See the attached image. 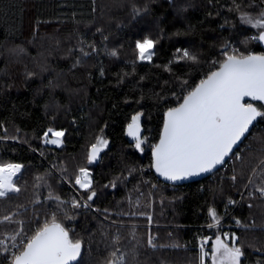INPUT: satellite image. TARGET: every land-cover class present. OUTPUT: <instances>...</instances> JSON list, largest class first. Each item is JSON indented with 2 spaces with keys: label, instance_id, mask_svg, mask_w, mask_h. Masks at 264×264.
<instances>
[{
  "label": "trees",
  "instance_id": "obj_1",
  "mask_svg": "<svg viewBox=\"0 0 264 264\" xmlns=\"http://www.w3.org/2000/svg\"><path fill=\"white\" fill-rule=\"evenodd\" d=\"M261 11L264 0H0V164L22 165L14 177L21 191L0 206V219L13 217L0 223V241L20 232V221L31 236L55 215L82 242L74 264H105L116 249L124 264H201L203 240L212 250L228 230L241 264H264V197L255 191L264 181V117L234 149L240 160L230 154L184 184L157 178L149 148L164 112L219 67L225 46L237 56L264 53L251 37L262 29L241 19ZM144 38L155 42L151 61L138 59ZM136 113L142 150L127 133ZM49 129L65 133L60 145L45 143ZM98 138L108 144L90 163ZM80 168L90 169V189L76 187ZM209 209L219 218L213 227ZM150 234L163 247H149Z\"/></svg>",
  "mask_w": 264,
  "mask_h": 264
},
{
  "label": "snow or ice",
  "instance_id": "obj_2",
  "mask_svg": "<svg viewBox=\"0 0 264 264\" xmlns=\"http://www.w3.org/2000/svg\"><path fill=\"white\" fill-rule=\"evenodd\" d=\"M241 19L255 28L262 29L259 35L252 39L264 42V11H261L257 17L245 12ZM154 47L155 42L150 38L137 40L135 48L138 59L151 61ZM222 51L225 58L219 68L211 71L205 79H201L199 84L183 97L182 103L177 107L169 108L164 113L159 142L152 146V167L169 181L184 180L208 173L218 165H222L230 154H234L235 159L240 160L241 155L234 153V145L241 141L257 117H264V111L258 110L251 102H244L246 97L251 98L252 101H264V54L237 56L228 54L227 46ZM112 54L115 55L114 52ZM84 55L87 56L88 53ZM183 58L196 59L188 51H184ZM140 119V113L131 117V123L127 125V133L136 139L135 147L142 150ZM49 133L53 137L51 140L47 139ZM64 135L63 131L49 129L44 133L45 143L59 145ZM260 143L261 151L264 152V139H261ZM107 144V140L98 138V143L91 146L88 161L90 163L95 161L101 149ZM258 163L261 170H264V159ZM21 169L22 165L19 163L0 164V206L10 194L21 191L14 181V177ZM256 171L254 168L253 172ZM79 172L80 175L76 177L75 183L82 189H90L88 169L80 168ZM232 179L235 180L236 177L233 176ZM252 184L253 180L250 176L249 185L246 187ZM255 191L264 197V181L256 186ZM95 195L96 193L92 192L87 200L91 201ZM233 203L235 201L229 200V204ZM72 206L78 208L80 203L73 201ZM209 215L215 223H219L215 209H209ZM148 219L151 223L150 216ZM12 220L11 215L5 214L0 219V223ZM19 223L20 232H23L24 222ZM36 223L39 224V221ZM236 223L239 225L241 222L237 219ZM250 226L256 227L254 223ZM209 227L213 225L210 224ZM17 235L12 236L14 241ZM223 235L224 239L217 236L213 243V264H241L244 251L241 246H237V237L234 233L231 235L232 244L229 246L226 242L229 234ZM114 242H119V234L114 237ZM147 245L152 248L163 247L155 243V237L151 234L147 237ZM0 247L3 248L0 258L8 260V264H70L81 255L82 242L79 239L73 241L69 231L57 222L53 215L51 222L46 221L35 229L34 234L23 238L22 251L17 252L15 244L9 246L3 241H0ZM206 255L202 247L201 264ZM124 261V253L116 249L106 258L105 264H124Z\"/></svg>",
  "mask_w": 264,
  "mask_h": 264
},
{
  "label": "rangeland",
  "instance_id": "obj_3",
  "mask_svg": "<svg viewBox=\"0 0 264 264\" xmlns=\"http://www.w3.org/2000/svg\"><path fill=\"white\" fill-rule=\"evenodd\" d=\"M251 37H254V35L251 34ZM52 131H58V130H54V129H52ZM47 139H49V140L53 139L51 133H49ZM61 140H62V138H61ZM147 141H148L147 143L150 142L149 140H147ZM61 143H62V142H61ZM61 143H60V144H61ZM147 143H145V144H147ZM60 144H59V145H60ZM154 144H155V143H153V142L151 141L150 144H149V148H152V146H153ZM147 146H148V145H147ZM87 169H88V168H87ZM88 172H89V174H90V175H89V179L91 180L90 169H88ZM79 175H80V173H79ZM76 187H77L78 189H82V188H80V186L77 185V184H76ZM149 224H151V223H149ZM211 224H212V225H216L215 222H212ZM218 224H219V223H218ZM17 233H19V235H17ZM17 233L14 234V235H17V239H16L15 241L12 239V236L9 237V238H3V239H1V241H3L4 243H5L6 241H7V242L10 241V242H12V245L15 244V246H16V251H17V249H18L20 246L23 245V238L29 237V235H28L26 232H24V233L17 232ZM224 233H228V234H229V238H228V240H227L226 242L229 244V246H231L232 241H231L230 232H229L228 230H226ZM224 233H223V234H224ZM14 235H13V236H14ZM221 238L224 239V235H221ZM215 239H216V237L214 238L213 243H214ZM205 241H207V242L204 243ZM207 244H208V239L203 240V243H202L203 251H204L205 253H207V255L204 257V262H203V264H205V260H206L207 257L210 258V263L213 264V261H212V250H209V249H208ZM211 248H213V244L211 245ZM2 251H3V248L1 249V252H2ZM9 258H10V257H9Z\"/></svg>",
  "mask_w": 264,
  "mask_h": 264
},
{
  "label": "water",
  "instance_id": "obj_4",
  "mask_svg": "<svg viewBox=\"0 0 264 264\" xmlns=\"http://www.w3.org/2000/svg\"><path fill=\"white\" fill-rule=\"evenodd\" d=\"M260 43L264 46V42H261L260 41ZM252 54H255V55H261V54H264V53H252ZM219 67H217L216 69H214L213 71H215V70H217ZM207 77V76H206ZM205 77V78H206ZM204 78V79H205ZM199 84V83H198ZM197 85V84H196ZM195 85V86H196ZM195 86L193 87V88H195ZM190 91H192V89L190 90ZM189 91V92H190ZM188 92V93H189ZM187 93V94H188ZM186 94V95H187ZM250 101H252L251 100V98H249V97H246V98H244V102H250ZM183 102V99L179 102V103H182ZM258 102H261V103H263L264 104V101H258ZM178 103V104H179ZM178 104L176 105V106H174V107H177L178 106ZM168 110V109H167ZM166 110V111H167ZM165 111V112H166ZM164 112V113H165ZM163 122H164V114H163ZM163 122H162V126H161V130H162V127H163ZM253 123H254V121H253ZM253 123L249 126V131L247 132V133H245V136L244 137H242L241 138V141L248 135V133L250 132V130H251V128H252V126H253ZM161 130H160V132H161ZM159 138H160V134H159V137H158V140H157V142L155 143V144H157L158 142H159ZM241 141H238L237 142V145H234V149L241 143ZM227 158L228 157H226L225 158V161L227 160ZM151 159H152V150H151ZM152 162V161H151ZM221 165H218L215 169H213L212 171H210V172H208V173H202V174H200V175H197V176H193V177H188L187 179H184V180H179V181H169V180H167L166 178H164V177H162V176H160L156 171H155V169L152 167V163H151V167H152V171H153V173L157 176V178H159V179H161L162 181H164V182H166V183H169V184H184V183H187V182H191V181H194V180H197V179H201V178H203V177H205V176H208V175H210L211 173H213L215 170H217L219 167H220ZM79 258V257H78ZM78 258H77V260H78ZM76 260V261H77ZM76 261H71L70 262V264H74Z\"/></svg>",
  "mask_w": 264,
  "mask_h": 264
},
{
  "label": "built area",
  "instance_id": "obj_5",
  "mask_svg": "<svg viewBox=\"0 0 264 264\" xmlns=\"http://www.w3.org/2000/svg\"><path fill=\"white\" fill-rule=\"evenodd\" d=\"M224 163H225V162H224ZM224 163H223V164H224ZM232 201H235V200H232ZM233 204H236V202H235V203H233ZM5 243H6V244H8L9 246H11V245H12V242H10V241H9V242H7V241H6ZM9 250L11 251V247H10V249H9Z\"/></svg>",
  "mask_w": 264,
  "mask_h": 264
}]
</instances>
